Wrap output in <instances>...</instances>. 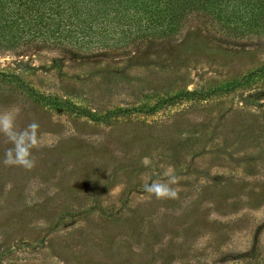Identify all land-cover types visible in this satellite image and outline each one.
I'll return each mask as SVG.
<instances>
[{
	"label": "rangeland",
	"instance_id": "374dc122",
	"mask_svg": "<svg viewBox=\"0 0 264 264\" xmlns=\"http://www.w3.org/2000/svg\"><path fill=\"white\" fill-rule=\"evenodd\" d=\"M262 65L264 33L229 38L203 17L125 50L0 51V70L97 115L222 87ZM13 107L18 129L38 123L40 147L31 170L5 166L12 145L0 134V264H264V75L102 121L0 78V113ZM169 166L178 198L148 199L144 185L166 181Z\"/></svg>",
	"mask_w": 264,
	"mask_h": 264
},
{
	"label": "trees",
	"instance_id": "16d2710c",
	"mask_svg": "<svg viewBox=\"0 0 264 264\" xmlns=\"http://www.w3.org/2000/svg\"><path fill=\"white\" fill-rule=\"evenodd\" d=\"M193 17L205 18L229 38L262 35L264 0H0V51L37 48L81 57L125 50L172 40ZM262 75L264 65L222 87L181 91L152 105L116 108L97 115L56 95L38 91L16 73L0 70V78L18 85L37 103L67 108L93 121L133 113L151 114L165 105L193 97L208 99L233 92L243 81Z\"/></svg>",
	"mask_w": 264,
	"mask_h": 264
},
{
	"label": "clouds",
	"instance_id": "9594fccd",
	"mask_svg": "<svg viewBox=\"0 0 264 264\" xmlns=\"http://www.w3.org/2000/svg\"><path fill=\"white\" fill-rule=\"evenodd\" d=\"M20 113L19 107L0 113V134L7 138L12 145L5 152L3 164L5 166H19L26 170L35 167V158L32 155L33 149L40 147L38 137L39 125L35 121L29 123L27 127L18 129L16 126V118ZM145 163H149L145 158ZM166 181H153L144 185V191L148 194V199L155 197L157 200L177 199L178 188L173 187L179 183V177L175 173V169L169 166L164 173ZM9 190L12 185L6 186ZM53 190V194H54ZM37 227H44V221H37Z\"/></svg>",
	"mask_w": 264,
	"mask_h": 264
}]
</instances>
